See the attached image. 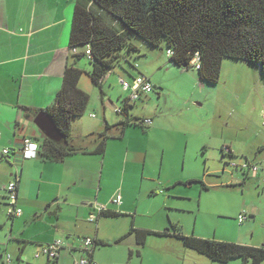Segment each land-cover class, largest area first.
Returning <instances> with one entry per match:
<instances>
[{
    "label": "crops",
    "instance_id": "obj_1",
    "mask_svg": "<svg viewBox=\"0 0 264 264\" xmlns=\"http://www.w3.org/2000/svg\"><path fill=\"white\" fill-rule=\"evenodd\" d=\"M74 6L75 0H0V264H73L81 257H91L92 264H103L100 261L105 259V254L114 253L112 248L122 244L127 237L132 238L134 233L136 239L127 246L128 260L123 262L154 264L147 257L148 235L178 239L175 233L179 232H172L167 226L164 229L137 223L142 201L164 195L163 201L165 198L187 196L181 186H193L196 179L177 177L170 155L172 163H165L167 142L150 140L149 135L163 129L169 138L170 131L185 132L186 122L172 117L168 125L163 123L159 117L162 112L150 92L141 94L142 106L138 105V99L128 108L133 117L151 119L149 126L143 124L140 130L138 126L122 125V116L117 115L116 119L108 116L106 108L113 100L108 99L106 103L103 94L100 98L104 105V119L87 125L89 129L82 135L90 145L79 147L61 160L46 157L43 131L34 122L35 114L53 104L63 86L67 63L75 61L77 65L75 56L83 53L82 47H72L70 43ZM258 68L261 71L260 64ZM114 71L104 78L102 87ZM123 71L130 76L128 70L123 68ZM198 73L196 83L208 82ZM119 76L122 75L119 73ZM164 91L168 94L165 88ZM78 118L73 119L71 130L75 124H81ZM103 131L109 137L104 152H100L97 150L101 141L98 134ZM25 137H31L38 144L37 157H23L21 148ZM223 145L234 147L233 144ZM223 145V154L237 156L234 148L231 154L224 153ZM172 146H177V138ZM206 146V142L201 144V147ZM7 147L10 152L5 154L3 151ZM159 149L162 153L160 160L157 159ZM263 149L264 143L260 144L254 158L242 160L259 165L256 176L249 169L239 170L241 179L231 180V183L241 184L240 192L244 195L238 206L237 219L243 210L247 212V229L253 239L256 231L264 227V186L258 189L256 196L252 191L255 183L264 182V157L258 156ZM170 164L171 175L164 177L163 169H168ZM11 180L17 181V203L22 208V214L13 217L8 215L7 207L5 209L8 204L5 186ZM203 184L207 187L205 182ZM117 191L122 194L120 205L110 203ZM98 204H108V210L99 211ZM91 213L97 215L94 222L89 221ZM122 215L133 217L127 221ZM121 218L123 221H119ZM143 231L146 234L142 241L139 232ZM260 234L252 242L234 241L217 234L185 235L260 247L264 246L261 242L264 241V232ZM88 236L96 240L91 253L84 250L82 243ZM59 238L63 239L64 245L57 259L51 260L43 253L37 256L45 244ZM171 244L177 245L176 242ZM8 254H11L9 262ZM242 260V264H253L251 259ZM213 262L218 261L213 260L209 264H215Z\"/></svg>",
    "mask_w": 264,
    "mask_h": 264
},
{
    "label": "rangeland",
    "instance_id": "obj_2",
    "mask_svg": "<svg viewBox=\"0 0 264 264\" xmlns=\"http://www.w3.org/2000/svg\"><path fill=\"white\" fill-rule=\"evenodd\" d=\"M62 1L65 2V0ZM131 40L137 45L138 50L130 51L128 47L120 50L118 58L120 63L113 69L115 71L103 85L104 87L94 84L89 74L93 70L94 63L85 54L75 56L77 65L84 70L80 87L90 94L91 100L85 114L78 118L81 124H75L71 130L75 141L73 143L78 147L90 145L82 135L89 129L87 125L104 119V105L100 98L103 94L106 103L108 99L113 100V103L106 108L108 116L110 119L117 118L115 108L123 106L124 100L130 95V91L124 90L119 83V73L132 80L123 68L135 75L138 72L146 74L155 85V90L151 93L156 99L159 111L162 112L159 116L162 122L168 125L172 117L182 118L187 128L183 133L170 131L169 138L165 130L159 129L149 135L150 140L162 139L167 142L165 163L175 164L174 174L177 177H194L196 182L193 186H181L187 196L165 198L164 201L163 198L166 195L150 200L145 198L139 208L137 223L147 227L156 226L164 229L168 227L172 232L197 236L217 234L234 241L257 240L261 235L260 232H264V227L256 231L253 239L247 229L248 222L239 223L238 206L244 195L240 192L241 184L231 183V180L239 181L242 177L241 172L232 164L240 165L246 157L254 158L260 144L264 143V75L258 68V64L226 57L222 63L219 82L198 84L196 80L199 79V73L194 65L183 68L171 61L165 38L159 46L150 44L137 34H132ZM82 49L84 53L85 47ZM136 63L139 67L133 69L131 64ZM163 88L168 91V94L163 92ZM137 103L139 106L143 105L140 99ZM92 114L95 116L92 117ZM134 124L131 123L130 126L143 129L140 124ZM41 133L42 143L44 142L42 145L45 150H48L49 143L46 142L45 134ZM175 138H177V146L173 147ZM203 142H206V147H201ZM222 142L233 144L232 149L237 151V156L223 154V144L220 147ZM161 155L159 149L158 160ZM258 156L264 157V149L258 153ZM227 162L230 164L227 165ZM179 163L180 167H178ZM167 166H169L168 169H163L164 177L171 175L172 172V165ZM251 181L247 182L252 183ZM263 186L264 182L258 185L255 183L252 188L253 196H256L258 189L261 190ZM262 194L264 196V193ZM6 207L5 205V209ZM121 217L129 221L133 216L122 215ZM122 218L119 221H123ZM246 236H248L247 239ZM134 239H136L135 233L132 238L127 237L123 240L122 244H116L112 248L114 253L105 254V259L100 262L126 264L123 262L128 260L126 248ZM178 239L150 233L146 245L147 257L154 264L212 263V258L185 245L182 239ZM171 242H176L177 245ZM261 242L264 243V241ZM213 263L242 264L243 260L238 258L230 262Z\"/></svg>",
    "mask_w": 264,
    "mask_h": 264
},
{
    "label": "trees",
    "instance_id": "obj_3",
    "mask_svg": "<svg viewBox=\"0 0 264 264\" xmlns=\"http://www.w3.org/2000/svg\"><path fill=\"white\" fill-rule=\"evenodd\" d=\"M132 34L154 46L161 45L165 38L172 50L171 61L183 68L196 67L193 60L199 55L200 67L196 69L202 79L211 83L219 82L226 57L260 64L264 75V0H75L70 43L72 47L90 46L94 67L89 74L94 84L101 86L106 74L119 65L123 47L138 50L131 40ZM83 54L85 51L79 53ZM131 66L133 69L139 67L137 63ZM83 73L75 61H69L55 101L42 109L64 135L60 142L46 136L49 148L44 153L51 160H61L79 148L73 143L72 121L87 111L91 100L90 94L80 87ZM128 73L131 78L136 76ZM130 106L127 99L120 106L122 111L117 112L122 116L120 124L149 126L144 118L129 114ZM98 135L101 141L97 150L104 152L109 136L106 131ZM139 234L143 241L146 232ZM175 235L185 245L219 262L238 257L251 259L253 264L264 261V246L189 236L182 232ZM89 259L92 264L91 257Z\"/></svg>",
    "mask_w": 264,
    "mask_h": 264
},
{
    "label": "built area",
    "instance_id": "obj_4",
    "mask_svg": "<svg viewBox=\"0 0 264 264\" xmlns=\"http://www.w3.org/2000/svg\"><path fill=\"white\" fill-rule=\"evenodd\" d=\"M85 54L89 59H91V48L90 46H87L85 49ZM168 54H172V50L168 51ZM199 55H196V57L193 60V63L196 65V67H200L199 65ZM113 72V70L109 71L108 74ZM105 76V77H106ZM119 83L121 84L122 88L126 91H130V95L128 98H126L129 103L135 102L137 99L140 98L142 93H149L154 90L153 83L151 80L143 73H140L136 75L135 77L131 79H128L124 76H119ZM116 112H121L122 109L120 106H117L115 108ZM92 116H95V114H92ZM264 117V114H263ZM144 123L149 125L151 123V119L147 118L144 119ZM1 137V133H0ZM38 150L39 146L38 144L31 138V137H25L23 146L21 148V152L24 158H35L38 156ZM223 151L225 153L231 152L229 145H223ZM5 154H8L10 152V148L7 147L3 151ZM230 164V163H229ZM232 166L235 167V169L240 171H245L246 169H249L250 172L253 174V176H256L259 170V165L256 163H250L249 161L242 162L239 164H232ZM5 190L7 192V213L9 216H19L22 214V208L18 205V184L17 181L11 180L7 183L5 186ZM111 204L120 205L122 203V194L120 191H117L110 200ZM97 208L99 211H106L108 210V204H98ZM248 214L245 210H243L239 216L238 220L240 223H243L247 220ZM97 219V215L94 213H91L89 216V221L94 222ZM84 250L85 251H91V248L93 247L95 243V239L93 237H85L82 240ZM64 241L63 239H55L54 241L45 244L40 251L37 252V256H39L41 253L45 254L50 258L51 260H55L58 258L61 249L63 248ZM8 262L11 260V254L7 255ZM25 264H32L30 262H25ZM73 264H91V261L88 257H81L73 262Z\"/></svg>",
    "mask_w": 264,
    "mask_h": 264
},
{
    "label": "water",
    "instance_id": "obj_5",
    "mask_svg": "<svg viewBox=\"0 0 264 264\" xmlns=\"http://www.w3.org/2000/svg\"><path fill=\"white\" fill-rule=\"evenodd\" d=\"M34 122L36 125L44 132V134L54 141H62L63 140V133L61 130L57 127L55 122L52 120V118L49 116V114L41 110L35 117Z\"/></svg>",
    "mask_w": 264,
    "mask_h": 264
}]
</instances>
